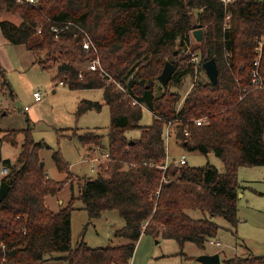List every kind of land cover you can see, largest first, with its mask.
<instances>
[{
  "label": "trees",
  "instance_id": "trees-1",
  "mask_svg": "<svg viewBox=\"0 0 264 264\" xmlns=\"http://www.w3.org/2000/svg\"><path fill=\"white\" fill-rule=\"evenodd\" d=\"M1 15L18 18L17 23L0 21L2 37L31 51L42 68L47 64L43 59L50 61L53 82L70 90L102 91V103L80 100L76 117L99 112L105 104L110 121L106 142L96 131L68 129L66 137L87 147L86 154L104 148L108 156L97 166L96 177H81L76 196L57 212L45 198L58 193L66 181L46 176L39 157L43 143L32 139L29 127L0 131V143L11 146L18 145L19 134L24 136L13 161L0 151V163L8 168L1 180L9 186L0 200V264H129L142 234L175 240L181 250L187 242L203 249L219 232L213 217L236 229L237 169L264 166V0L227 5L221 0H38L37 6L0 0ZM198 28L204 36L198 66L204 71L202 63L214 58L217 79L194 81L181 95L170 84L178 87L192 73L186 63L190 54L185 53L191 32ZM83 32L94 42L106 75L87 69L92 56L82 49ZM260 40L255 67L254 47ZM165 61L176 70L162 86L157 77ZM254 67L260 87L251 83ZM0 90L13 96L1 68ZM143 108L152 115L148 125L139 123ZM199 119L201 125L196 124ZM168 122L171 136L185 150L212 153L223 169L167 160L163 133ZM133 129L137 136L127 134ZM52 159L59 172L71 173L59 150ZM74 199L90 219L116 210L125 224L113 235L126 242L97 248L73 245ZM188 210L203 216L192 218ZM223 263L264 264V256L234 255Z\"/></svg>",
  "mask_w": 264,
  "mask_h": 264
},
{
  "label": "rangeland",
  "instance_id": "rangeland-1",
  "mask_svg": "<svg viewBox=\"0 0 264 264\" xmlns=\"http://www.w3.org/2000/svg\"><path fill=\"white\" fill-rule=\"evenodd\" d=\"M3 19L18 22V18L11 15H1L0 21ZM202 43L203 41L196 42L191 36V45L185 55L190 54L186 63L191 66L192 73L188 72L178 87L170 84V88L181 95H184L192 82L207 79L204 71L200 70L198 64L196 65L200 63ZM37 56L42 57V54ZM195 57H197L196 60ZM34 61L36 57L31 51L23 45L8 43L0 32V68L4 71L13 90V96L8 90H0V111H2L0 131L29 127L32 139L43 143V147L39 150V157L44 163L43 169L46 176L56 181H66L58 193L46 197V203L56 212L67 205L72 195L76 196L81 177H96L97 166L104 159V148L96 149L90 155L86 154L87 147L84 150L76 138L66 137L71 133L68 129L77 128L76 133L86 129L96 131L104 135V142L110 121L109 109L103 104L99 112L89 110L76 117L77 103L82 99L102 103V91L100 89L70 90L62 84L53 82L55 67L50 61L43 59L47 63L45 68L40 67ZM33 92L39 93L38 100L33 97ZM151 118L149 110L143 108L140 125H148ZM138 133L137 129L127 132L130 136H137ZM59 134L63 136H58ZM23 139V134H19L17 146L0 143L2 157L13 161L20 151L19 144ZM165 145L167 160L177 159L184 154L190 166L209 163L218 170L223 169L220 159L214 154L203 155L187 151L173 136H170ZM56 150H59L63 160L69 165L71 173L67 176L55 167L52 154ZM95 157L96 161L90 160ZM1 168L0 163V170ZM237 180L239 183L237 199L239 223L236 230L231 229L232 233L236 231L235 234L230 232L227 222L218 216L213 217V220L220 227L219 236L211 240H219V246L210 244L209 239L205 242L203 249H198L193 243L187 242L181 250L175 240L142 234L136 243L129 264H202L197 257L214 250L225 252L226 258L235 253L239 256L245 255L243 244L252 254L264 256V166L238 167ZM60 201L63 202L62 205ZM73 204L74 209L71 211V242L73 245L83 242L90 248H97L121 245L126 242L125 239L113 235L114 230L125 224L124 219L116 210L105 211L100 217L90 219L82 208L80 200L74 199ZM187 214L195 219L203 216L200 211L195 210H188ZM54 262L55 264H66L63 260H54ZM221 264L225 263L221 261Z\"/></svg>",
  "mask_w": 264,
  "mask_h": 264
},
{
  "label": "built area",
  "instance_id": "built-area-1",
  "mask_svg": "<svg viewBox=\"0 0 264 264\" xmlns=\"http://www.w3.org/2000/svg\"><path fill=\"white\" fill-rule=\"evenodd\" d=\"M17 2H26L30 5L33 6H37L38 5V0H16ZM222 3L224 5H227L229 3H231L234 0H221ZM54 31H56L57 29L53 28ZM39 32V31H38ZM262 43L263 40H260L258 42V44L254 47V52H255V58L253 61V65L256 67L259 63L260 60V55H261V47H262ZM82 49L84 50L85 53L90 54L92 57L86 62V66L87 69L90 71H96L99 72L101 75H106V73L104 72L101 64H100V60L97 54V48L94 44V42L92 41V39L87 35L86 32H83V37H82ZM197 59V57H195V60ZM199 63H196V65ZM255 67L251 70V83L255 86L260 87V80H259V73L258 71L255 69ZM33 97L38 100L40 98V95L38 92H33ZM124 97H127L126 94L124 95ZM132 104H138V102L134 99L131 100ZM202 119L196 120V124L197 125H201L202 123ZM164 135V139H165V143L167 141H169V138L171 136V122H168L165 128V131L163 133ZM166 147V145H165ZM108 156V154H104L103 158H106ZM186 160V156L184 154H181L177 159H176V163H180L183 164L185 163ZM167 166V163L162 166V169H165ZM8 173V168L6 166H2L1 170H0V180L7 175ZM210 244H215V245H220V243L218 241H212L209 240Z\"/></svg>",
  "mask_w": 264,
  "mask_h": 264
},
{
  "label": "water",
  "instance_id": "water-1",
  "mask_svg": "<svg viewBox=\"0 0 264 264\" xmlns=\"http://www.w3.org/2000/svg\"><path fill=\"white\" fill-rule=\"evenodd\" d=\"M191 36L195 39L196 42H202L203 41V29L198 28L191 32ZM202 67L204 69V72L208 78V80L211 83H215L217 79V66L216 61L214 58H211L207 61H204L202 63ZM176 70L175 65H173L169 61H165L163 69L161 73L158 75L157 80L160 82L162 86H165L170 78L172 73ZM44 163L41 162L40 166H43ZM9 186L8 184L1 180L0 181V200L5 196ZM197 260L201 262L202 264H220V257L218 253H212V254H200L197 257Z\"/></svg>",
  "mask_w": 264,
  "mask_h": 264
},
{
  "label": "crops",
  "instance_id": "crops-1",
  "mask_svg": "<svg viewBox=\"0 0 264 264\" xmlns=\"http://www.w3.org/2000/svg\"><path fill=\"white\" fill-rule=\"evenodd\" d=\"M86 153V152H85ZM85 156V155H84ZM90 160H94V161H96L97 159H96V157L93 159V158H90ZM45 202H46V198H45ZM58 202H59V200H58ZM47 204V203H46ZM60 204L62 205L63 204V202L62 201H60ZM47 206L49 207V205L47 204ZM50 208V207H49ZM51 209V208H50ZM52 210V209H51ZM52 211H54V210H52ZM55 212V211H54ZM57 212V211H56ZM237 214H238V211H237ZM238 219H239V217H238ZM238 223H239V221H238ZM238 225V224H237ZM230 228V227H229ZM236 228H237V226H236ZM227 229V228H226ZM231 230V229H230ZM230 230H228V231H230ZM236 230V229H235ZM231 233H232V230L230 231ZM235 232L236 231H234L232 234H235ZM217 236H219V233L217 234ZM237 239V238H236ZM216 241H218L219 242V240H216ZM215 245V244H214ZM244 245V253H245V255H240L241 257H248V256H257V255H255V254H252L250 251H249V249L245 246V244H243ZM217 246H219V245H217ZM212 253H218L219 254V257H220V264H221V261H223L224 259H227V258H230V257H232V256H230V257H227L226 258V256H225V252H222V251H218V250H214V251H211V252H209V253H206V254H212ZM234 255H237L236 253L234 254ZM233 255V256H234ZM237 256H239V255H237ZM259 256H262V255H259ZM223 257H225V258H223Z\"/></svg>",
  "mask_w": 264,
  "mask_h": 264
}]
</instances>
